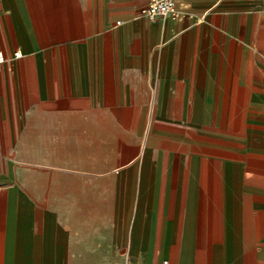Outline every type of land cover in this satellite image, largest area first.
Masks as SVG:
<instances>
[{
  "label": "crops",
  "instance_id": "obj_1",
  "mask_svg": "<svg viewBox=\"0 0 264 264\" xmlns=\"http://www.w3.org/2000/svg\"><path fill=\"white\" fill-rule=\"evenodd\" d=\"M149 2L0 0V264H264V0Z\"/></svg>",
  "mask_w": 264,
  "mask_h": 264
},
{
  "label": "built area",
  "instance_id": "obj_2",
  "mask_svg": "<svg viewBox=\"0 0 264 264\" xmlns=\"http://www.w3.org/2000/svg\"><path fill=\"white\" fill-rule=\"evenodd\" d=\"M141 14L150 20H157L167 15L178 17L180 11L176 0H150V2L141 9ZM22 57L20 51L15 52V58ZM5 55L0 51V67L6 62Z\"/></svg>",
  "mask_w": 264,
  "mask_h": 264
},
{
  "label": "rangeland",
  "instance_id": "obj_3",
  "mask_svg": "<svg viewBox=\"0 0 264 264\" xmlns=\"http://www.w3.org/2000/svg\"><path fill=\"white\" fill-rule=\"evenodd\" d=\"M29 1H32V2H33V1H35V0H29Z\"/></svg>",
  "mask_w": 264,
  "mask_h": 264
}]
</instances>
